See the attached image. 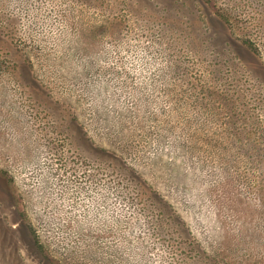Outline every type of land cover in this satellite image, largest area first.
<instances>
[{
    "label": "rangeland",
    "instance_id": "374dc122",
    "mask_svg": "<svg viewBox=\"0 0 264 264\" xmlns=\"http://www.w3.org/2000/svg\"><path fill=\"white\" fill-rule=\"evenodd\" d=\"M0 264H264V0H0Z\"/></svg>",
    "mask_w": 264,
    "mask_h": 264
},
{
    "label": "trees",
    "instance_id": "16d2710c",
    "mask_svg": "<svg viewBox=\"0 0 264 264\" xmlns=\"http://www.w3.org/2000/svg\"><path fill=\"white\" fill-rule=\"evenodd\" d=\"M255 137V136H254ZM255 144H259V142L258 143H255Z\"/></svg>",
    "mask_w": 264,
    "mask_h": 264
}]
</instances>
